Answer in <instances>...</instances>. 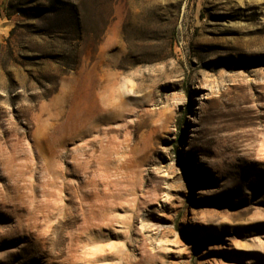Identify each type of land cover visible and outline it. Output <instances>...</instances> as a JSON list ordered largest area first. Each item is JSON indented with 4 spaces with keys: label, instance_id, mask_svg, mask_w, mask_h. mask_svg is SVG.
Returning <instances> with one entry per match:
<instances>
[{
    "label": "rangeland",
    "instance_id": "rangeland-1",
    "mask_svg": "<svg viewBox=\"0 0 264 264\" xmlns=\"http://www.w3.org/2000/svg\"><path fill=\"white\" fill-rule=\"evenodd\" d=\"M0 264H264V0H0Z\"/></svg>",
    "mask_w": 264,
    "mask_h": 264
}]
</instances>
